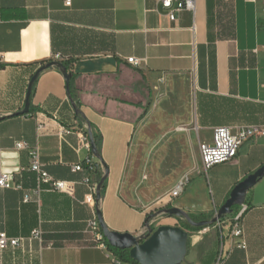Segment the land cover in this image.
<instances>
[{
    "label": "crops",
    "instance_id": "obj_1",
    "mask_svg": "<svg viewBox=\"0 0 264 264\" xmlns=\"http://www.w3.org/2000/svg\"><path fill=\"white\" fill-rule=\"evenodd\" d=\"M263 47L261 6L246 0H195L194 12L181 11L174 21L158 0H71L69 7L63 0H0V172L10 173L14 185L0 188V232L20 239L0 250V264H115L117 256L94 247L85 231L97 210L109 230L138 235L152 206L171 204L190 215L219 208L237 182L264 164V135L244 141L228 164L209 168L212 180L178 167L173 141L164 136L182 129L176 115L185 81L202 142L211 141L216 126L264 127ZM48 62L67 64L69 90L51 65L32 83L21 113L31 76ZM89 132L99 159L84 145ZM17 141L28 148L16 149ZM32 148L52 179L73 184L71 193L40 183L38 196L32 194L38 186L29 169ZM87 157L99 164L92 174L72 171ZM85 176L96 183L103 177L98 201H84ZM186 178L170 201L171 189ZM245 202L239 236L231 214L184 229L182 264H264V177ZM173 217L162 216V225H173ZM35 229L40 239L31 236Z\"/></svg>",
    "mask_w": 264,
    "mask_h": 264
},
{
    "label": "built area",
    "instance_id": "obj_2",
    "mask_svg": "<svg viewBox=\"0 0 264 264\" xmlns=\"http://www.w3.org/2000/svg\"><path fill=\"white\" fill-rule=\"evenodd\" d=\"M248 2L259 4L261 6V12L263 14L264 19V0H246ZM64 5L69 7L71 5V0H63ZM158 3L163 7L168 9V17L171 21H174L177 18V13L187 10L194 12L195 9V0H158ZM264 48V47H263ZM127 63L131 64L134 67L139 66V59L135 57H129L126 59ZM61 132L68 134L70 131L65 128H61ZM264 135V127L258 126H246L238 129L236 132H232L229 127L226 126H216L212 130V137L209 143L201 142L198 147V153L201 165L203 170L206 171L209 168L226 163L231 161L237 156L238 150L242 143L250 138ZM84 145L87 149H90V143L87 136H83ZM15 148L18 150L27 149L26 143L23 141L15 142ZM30 156V165L29 169L32 171L36 177L38 186L32 191L34 196H38L40 192V183L47 184L49 189L64 193H71L73 191V184L67 181L54 180L52 179L46 171L43 169L41 162L39 151L37 148L29 149ZM85 169L87 173L92 174L96 167L91 161L90 157L84 159L82 164H78L72 167V171H81ZM146 177V175L144 176ZM186 179L178 182L169 192L168 197L171 201L176 198L183 190V186ZM83 183L88 186V194L86 195L84 201L88 203L95 196L96 182L92 181L89 176H85L83 178ZM12 175L7 172H0V188H11L13 187ZM32 195L29 193L24 194L23 201L27 202L31 200ZM248 209V205L245 202V199L241 205L235 210H232L230 213L233 219V234L235 236L241 235V227L239 225V220L242 217L243 213ZM220 221V220H218ZM217 221V222H218ZM86 233L91 235L92 242L94 247L103 250L110 251V246L103 236L97 217L94 214L91 219L87 221L86 225ZM149 232L144 233L143 235L148 236ZM31 236L33 238H41V231L39 229H35L32 231ZM20 239L8 237L6 233L0 232V250L5 249L7 247L15 248L19 245ZM115 264H123V262L115 257ZM182 264V263H181ZM217 264V263H216Z\"/></svg>",
    "mask_w": 264,
    "mask_h": 264
},
{
    "label": "water",
    "instance_id": "obj_3",
    "mask_svg": "<svg viewBox=\"0 0 264 264\" xmlns=\"http://www.w3.org/2000/svg\"><path fill=\"white\" fill-rule=\"evenodd\" d=\"M56 65L62 73L65 80L67 91L69 90V80L71 74L65 69L60 62H48L40 66L31 76L26 92L25 105L21 113H26L29 106V96L31 86L38 74L45 68ZM72 107L76 114L81 113L75 103L71 101ZM89 143L90 149L93 155L99 159L97 147L95 145L93 136L89 132ZM99 164L95 163V167L98 168ZM107 173V168H104ZM264 177V164L258 167L255 171L248 174L242 180L237 182L230 190L228 197L224 203L218 208L214 217L210 220L193 221L189 215L178 207H168L159 210L157 213L148 214L144 223H147L150 219L157 216L158 214L164 213L169 216H175L182 218L193 227H205L212 223L217 222L226 215L232 212V207L235 205H241L245 199L247 191L252 188L258 180ZM103 182V177L96 184L95 189V200L98 201L100 198V187ZM96 217L101 229L103 236L105 237L110 247L118 250H127L129 257L137 264H181L187 253V241L188 233L186 230L179 226L172 225H160L154 230L149 229L148 236L143 234L132 235L128 232H117L112 231L105 225L101 213L99 210L96 211Z\"/></svg>",
    "mask_w": 264,
    "mask_h": 264
},
{
    "label": "rangeland",
    "instance_id": "obj_4",
    "mask_svg": "<svg viewBox=\"0 0 264 264\" xmlns=\"http://www.w3.org/2000/svg\"><path fill=\"white\" fill-rule=\"evenodd\" d=\"M186 84H189V81H185L182 84V96L184 99V103L182 104L183 110L181 111L180 115L177 116L178 124L176 128H182L180 131L176 130L175 136H164L166 139H171L173 141V147L171 148L172 153H174V161L177 163L178 167H186L187 171L196 172L197 174L203 173L202 177L208 178V180L213 179V170H207L204 171L203 167L200 162L199 153H198V147L199 144L202 142L201 138L199 137L198 130L196 128V125L193 120V115L190 112V101H189V87L186 86ZM162 96V89L160 91V95ZM228 164V162L225 163V165ZM224 166V165H221ZM185 172L184 176L190 177L189 172ZM144 182H141L139 184V187L144 186ZM252 188H250L248 191H250ZM136 190H133V195L135 196ZM181 196V195H180ZM171 204L162 205L158 204L155 206L150 207V209L147 210L148 214L157 213L159 210L163 208L171 207ZM238 207V205H235L232 207V210H235ZM218 208H216L210 215L209 218L214 217ZM146 215V216H147ZM166 214L161 213L157 216L150 219L147 223H144L141 227L140 234L147 233L149 229L154 230L158 226L162 225L163 223H166L162 220V216H165ZM173 220L169 221V223L173 224L172 226H179L181 228L186 226V219L184 217H173ZM111 252L114 254V256L119 257L122 255L127 260H130L128 251L127 254L125 252H122V250H118L116 248L110 247Z\"/></svg>",
    "mask_w": 264,
    "mask_h": 264
},
{
    "label": "trees",
    "instance_id": "obj_5",
    "mask_svg": "<svg viewBox=\"0 0 264 264\" xmlns=\"http://www.w3.org/2000/svg\"><path fill=\"white\" fill-rule=\"evenodd\" d=\"M63 66L65 67V69L67 70L68 69V66L66 63H62ZM94 142H95V145L96 147L98 146V140L95 138L94 139ZM101 187H102V184H101ZM189 217L193 220V221H202V220H210L211 217L209 218V215H190L188 214ZM202 227H193L191 226L188 222L186 223V226L183 227V229H191V230H199L201 229ZM122 252H125L127 254V251H123ZM119 259L122 261V262H129L131 264H137L135 261H133L132 259L130 260H127L125 259L124 257H122V255L119 256Z\"/></svg>",
    "mask_w": 264,
    "mask_h": 264
}]
</instances>
